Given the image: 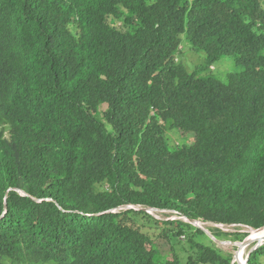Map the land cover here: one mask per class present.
<instances>
[{
    "label": "trees",
    "instance_id": "1",
    "mask_svg": "<svg viewBox=\"0 0 264 264\" xmlns=\"http://www.w3.org/2000/svg\"><path fill=\"white\" fill-rule=\"evenodd\" d=\"M145 208L264 226V0H0V264H238Z\"/></svg>",
    "mask_w": 264,
    "mask_h": 264
},
{
    "label": "rangeland",
    "instance_id": "2",
    "mask_svg": "<svg viewBox=\"0 0 264 264\" xmlns=\"http://www.w3.org/2000/svg\"><path fill=\"white\" fill-rule=\"evenodd\" d=\"M109 22H110V24L117 26L118 28H122L124 26V22L122 20L119 21V20H116L112 17L109 19ZM183 59L185 62L188 61L192 65H195V64L198 65L202 62L201 61L202 55H200V53H193L190 50H188V52L184 53ZM210 69H207L206 73L212 74L216 77H218V76L222 77L224 74H226L228 72H235V71L241 70V66H237L232 57H223L219 61L215 62L213 64V66L210 67ZM98 118L101 121H104V118L102 117L101 114L98 115ZM170 136H171L172 142L174 144L180 143L181 140H184L187 143H190L193 141V134L192 133H185V132L180 131V130L170 132ZM147 211L157 219L178 218L177 214L174 211H169V210L164 211L161 209H157V210L149 209ZM197 223L199 226H201L203 229H205L206 231H208L211 234H212V230L220 229V230H222L224 232H228V233H234V232L246 233L247 234L246 237H247L249 235L251 229L252 230L254 229V228L246 226V225L222 224V223L210 224L208 222H202V221H197ZM192 225H194V224H192ZM194 226L197 227L196 225H194ZM193 231L194 230H191V233ZM204 235H206L207 238H205ZM204 235L198 234L196 236V238L199 241L206 243V244L207 243L208 244L215 243L216 246L218 248H220L221 250H223L225 253H229L232 255L233 262L238 261V259L235 260V257H236L235 253L238 252V247H237L236 243L242 242L246 237L243 240H234V239L228 238L226 236L215 237L212 234L215 238L222 240V241H225L224 243L229 242V244L225 245L223 243L224 244L223 245V244L216 242L212 238H210L205 231H204ZM180 238L183 241H181L178 244H177V242H171V241H165V240H160L159 242H157L156 248L158 251V258L162 259V260L163 259H172L175 255H178L180 258H182L181 256H183L184 253L190 252L187 244L184 242L185 237H180ZM208 239H209V241L206 242ZM254 245H255V241L250 243L249 245H247L243 249V252H242L243 258H246L247 254L254 247Z\"/></svg>",
    "mask_w": 264,
    "mask_h": 264
},
{
    "label": "water",
    "instance_id": "3",
    "mask_svg": "<svg viewBox=\"0 0 264 264\" xmlns=\"http://www.w3.org/2000/svg\"><path fill=\"white\" fill-rule=\"evenodd\" d=\"M20 191V190H19ZM25 194V193H24ZM123 207H131L130 205H125V206H123ZM145 210L147 211V210H149V209H147V208H145ZM154 210H156V209H154ZM186 220H188L189 221V223H191V224H194V225H196L197 227H200L202 230H204L206 233H207V235L210 237V238H212L213 240H215L216 242H218V243H220V244H223L225 241H222V240H219V239H217V238H215L211 233H209L208 231H206L205 229H203L201 226H199L198 225V223H197V220H194V219H191V218H187V217H184ZM264 228V226H262V227H260V228H256V230H262ZM264 239V238H263ZM262 240V239H261ZM261 240H258V239H252V238H250L249 237V235L242 241V242H240V243H236V245H237V247H238V252H243V249L247 246V245H249L250 243H252V242H254L255 241V245H254V247L249 251V253L247 254V256H246V258H243L242 257V254H241V256H240V260H238L237 261V263L238 264H247V260H248V256H249V254H250V252L252 251V250H254V249H256L257 247H259V246H261L264 242H262ZM242 258H243V260H242Z\"/></svg>",
    "mask_w": 264,
    "mask_h": 264
},
{
    "label": "bare ground",
    "instance_id": "4",
    "mask_svg": "<svg viewBox=\"0 0 264 264\" xmlns=\"http://www.w3.org/2000/svg\"><path fill=\"white\" fill-rule=\"evenodd\" d=\"M249 237L252 238V239H258V240L262 239L261 241L264 242V239H263L264 238V228L262 230H256V229L252 230L251 229V231L249 233ZM224 244L227 245V244H229V242L224 243ZM235 254H236L235 260H237V259L240 260V256H241L242 253L241 252H236ZM242 260H243V258H242Z\"/></svg>",
    "mask_w": 264,
    "mask_h": 264
},
{
    "label": "clouds",
    "instance_id": "5",
    "mask_svg": "<svg viewBox=\"0 0 264 264\" xmlns=\"http://www.w3.org/2000/svg\"><path fill=\"white\" fill-rule=\"evenodd\" d=\"M147 209H152V210H154V209H156L157 210V208H147ZM162 210V209H161ZM165 211V210H164ZM177 217L179 218V219H182V220H184L185 222H188L189 223V221L188 220H186L184 217L185 216H178L177 215ZM177 218V219H178ZM171 219H176V218H171ZM208 223H210V224H215V223H212V222H208ZM191 224V223H190ZM200 228V227H199ZM204 231V230H203Z\"/></svg>",
    "mask_w": 264,
    "mask_h": 264
}]
</instances>
